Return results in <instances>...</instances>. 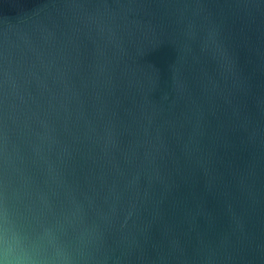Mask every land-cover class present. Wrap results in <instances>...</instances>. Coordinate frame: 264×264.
<instances>
[{
	"label": "water",
	"instance_id": "obj_1",
	"mask_svg": "<svg viewBox=\"0 0 264 264\" xmlns=\"http://www.w3.org/2000/svg\"><path fill=\"white\" fill-rule=\"evenodd\" d=\"M0 207L71 264H264V0H0Z\"/></svg>",
	"mask_w": 264,
	"mask_h": 264
},
{
	"label": "clouds",
	"instance_id": "obj_2",
	"mask_svg": "<svg viewBox=\"0 0 264 264\" xmlns=\"http://www.w3.org/2000/svg\"><path fill=\"white\" fill-rule=\"evenodd\" d=\"M0 264H71L64 246L45 224L0 207Z\"/></svg>",
	"mask_w": 264,
	"mask_h": 264
}]
</instances>
